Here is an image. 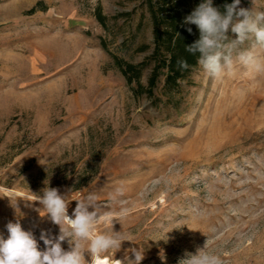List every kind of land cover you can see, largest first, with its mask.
I'll list each match as a JSON object with an SVG mask.
<instances>
[{"label":"rangeland","instance_id":"rangeland-1","mask_svg":"<svg viewBox=\"0 0 264 264\" xmlns=\"http://www.w3.org/2000/svg\"><path fill=\"white\" fill-rule=\"evenodd\" d=\"M152 48L144 0L0 1V234L19 222L43 250L42 230L59 235L37 211L45 185L72 200L71 216L89 193L102 213L118 207L108 194L123 184L128 216L113 230L131 242L102 256L110 264L133 247L140 264H180L205 245L223 264H264V76L213 81L198 65L155 100L115 59L139 63Z\"/></svg>","mask_w":264,"mask_h":264},{"label":"clouds","instance_id":"clouds-1","mask_svg":"<svg viewBox=\"0 0 264 264\" xmlns=\"http://www.w3.org/2000/svg\"><path fill=\"white\" fill-rule=\"evenodd\" d=\"M240 4L241 0H233L224 5L222 13L213 6V0H202L184 19L185 24L195 25L199 30V38L185 46V50L194 56L198 54L197 63L213 81L223 80L237 68L254 77L264 76V9L254 7L253 0L250 9L239 7ZM187 31L191 33L192 28ZM229 31L235 34V39L229 37ZM177 67L186 70L189 65L180 59ZM125 194V186H117L108 194V200L118 207L102 213L99 196L89 193L75 200L70 216L68 207L72 200L59 189L45 185L35 200L41 206L37 211L59 226V235L51 236L42 230L39 239L44 249L41 250L32 231L24 230L19 222H9L8 237L5 239L0 234V264H94L97 257L119 251L123 242L130 241L121 231L113 230L114 220L121 224L128 216ZM101 222L111 227L98 232ZM65 241L68 250L62 246ZM129 251L134 259L126 255L124 261L117 260L118 264H140L145 258L144 250L139 247ZM86 253L90 261L85 259ZM180 264H223V261L219 255L207 251L205 245L195 254H188Z\"/></svg>","mask_w":264,"mask_h":264},{"label":"trees","instance_id":"trees-1","mask_svg":"<svg viewBox=\"0 0 264 264\" xmlns=\"http://www.w3.org/2000/svg\"><path fill=\"white\" fill-rule=\"evenodd\" d=\"M1 1V0H0ZM202 0H144L153 25V48L149 58L133 63L131 61L115 57L118 65L124 72L130 84L136 83L135 91L146 93L155 100H160L156 90L162 83L163 91L173 94L180 90L183 81H189L192 71L199 64L198 54L192 55L185 50V46L192 44L199 38V30L195 25L185 24L184 19ZM233 0H213V6L223 13L224 5L231 4ZM98 21L107 27V16L98 12ZM191 27L189 33L187 28ZM148 46L142 44L141 50ZM184 59L189 68L181 70L177 67V61ZM151 68L148 83L142 82L143 72Z\"/></svg>","mask_w":264,"mask_h":264},{"label":"bare ground","instance_id":"bare-ground-1","mask_svg":"<svg viewBox=\"0 0 264 264\" xmlns=\"http://www.w3.org/2000/svg\"><path fill=\"white\" fill-rule=\"evenodd\" d=\"M94 264H110V260L108 259V257H97L94 260Z\"/></svg>","mask_w":264,"mask_h":264}]
</instances>
